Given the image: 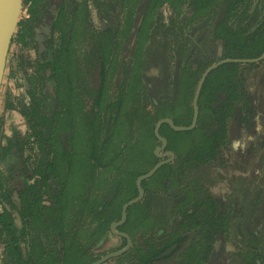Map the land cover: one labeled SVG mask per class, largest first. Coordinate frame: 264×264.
<instances>
[{
	"label": "flooded vegetation",
	"instance_id": "obj_1",
	"mask_svg": "<svg viewBox=\"0 0 264 264\" xmlns=\"http://www.w3.org/2000/svg\"><path fill=\"white\" fill-rule=\"evenodd\" d=\"M143 1L37 0L35 16L30 12L31 3L24 5V24L18 25L11 44L17 46L16 58H22L20 92L11 101L9 92L13 88H6L4 110L0 113V264H57L58 252L64 253L62 246L67 249L72 239L83 247L82 264H95L117 252L122 253L102 264H136L142 261V255L157 253L171 242L148 264H256L253 259L264 257L263 237L260 243L250 241L251 247H245L248 250L225 251L239 215L253 220L250 223L260 221L261 225L264 201L261 214L254 218V207L247 210L241 203L231 204L223 196L210 194L216 188L207 193L197 183L184 182L191 173L199 176L202 167L219 155H226L231 148L233 155L253 157L254 140H258L261 155L264 154V74L257 83L255 77L248 79L247 73L261 69L264 59L223 64L243 66L239 72L241 98L234 102L227 138L215 147L208 162L201 163L199 154H190L201 140L199 101L204 85L223 65L203 83L196 126L189 131H176L163 123L159 134L165 144L156 135L158 124L164 119H171L176 126L192 125L194 98L210 66L226 59H258L264 51L253 59L222 56L221 45L213 38L214 12L202 11L195 16L190 0H149L155 7L145 10L137 31ZM165 4L174 11L170 12L168 24L157 19L160 5ZM211 7L218 10L217 4ZM92 11L102 23L99 31L93 27ZM261 17L263 20L264 7ZM185 18H190L187 25L198 24L195 32L201 29L209 50L203 49L200 57L196 46L187 53L182 42L173 47L166 40L163 46L169 50V58L151 53L150 62L147 56L143 60L142 50L157 28L165 27V34L179 36L184 26L176 29L175 24L179 19L185 24ZM234 18L231 24L239 28ZM32 43L34 63H26L18 53L25 51L28 55ZM135 60L138 67L133 72ZM184 60L186 63H182ZM161 63L173 73L159 72ZM16 82L15 79L14 85ZM182 102L183 118L168 112ZM171 130L194 132L188 137L197 135L198 143L185 151L190 139L184 140L183 146L181 138L188 137L174 136ZM144 136L151 140V162L139 168L133 165L137 161L130 151ZM12 144L17 155H3V150ZM54 155H74L76 160L74 166L69 164V157L62 161L64 169L59 179L56 167H50ZM89 155H95L98 162L92 164L96 166L89 165ZM159 163L163 164L155 174L141 182L144 194L126 209L122 222L124 207L139 197L138 179ZM112 171L120 175L114 183L110 179ZM229 186L237 190L240 184ZM150 189L163 190L169 200L168 205L160 206L161 226L154 233L153 221L157 218L152 215V202L147 201ZM256 192L260 196V188ZM255 237L256 233H252L249 240H257ZM111 240L117 242L114 248H109ZM176 240L182 241L173 243Z\"/></svg>",
	"mask_w": 264,
	"mask_h": 264
},
{
	"label": "rangeland",
	"instance_id": "obj_2",
	"mask_svg": "<svg viewBox=\"0 0 264 264\" xmlns=\"http://www.w3.org/2000/svg\"><path fill=\"white\" fill-rule=\"evenodd\" d=\"M169 1V0H166ZM169 4V3H168ZM160 5L161 10H159L157 19L159 21H163V23L168 24L170 20V12L173 13L174 11H170L169 5ZM264 7V0H252V7L251 11L247 14L248 19L243 22L242 19V13H239L235 18L233 19L234 23L236 25L242 24H250L251 27L254 28L262 20V10ZM185 11V9L183 8ZM182 11V9H181ZM23 13L25 11L23 10ZM22 13V14H23ZM91 15L93 16L92 19H95L94 28L101 30L102 29V23L97 20L98 18L94 12L92 11ZM183 16V15H182ZM179 23L175 24V28L179 29L182 26H184V30L182 33H178L179 36L174 35V33H168L165 34V27H158L156 32L153 33L152 37L147 41L145 48L142 50L143 52V60L147 56L148 62H150L152 59H150L151 53L157 56H168L169 58V50L167 48H164L163 45H166V40L170 41V45L175 47V43L182 42L185 46V50L187 48V53H189L193 48H198V52L200 57H202V50L208 51V41L206 38H203V33L201 29L197 30L195 32L196 25H187L190 18H185L183 24V19ZM183 24V25H180ZM200 24V21H199ZM203 30V29H202ZM159 33V34H158ZM177 33V32H176ZM178 37V38H177ZM197 44V45H196ZM85 48V46H82ZM137 47H135L136 49ZM138 49V48H137ZM18 51L16 44L14 43L11 47V54L8 58V65L5 71V79H4V85L2 86V90L0 92V113L4 110V104H5V97H6V88H13L11 93L9 92V97H11V101L15 99L14 96L18 95L20 92L19 86H20V71H21V60L22 58L18 57L16 58V52ZM25 54H21L20 52L18 55H23V57L26 59V63H34V52H35V46L34 44H30L29 46V54L25 51H23ZM147 53V54H146ZM161 58V57H160ZM30 59V60H29ZM150 59V60H149ZM147 62V63H148ZM143 65L144 67L147 65ZM172 63L176 66L175 60H172ZM182 63H186L184 60ZM138 62L137 60L133 61V72L137 70ZM158 71L162 74L164 73H173V69H170L167 67L166 64L161 63L160 67L158 68ZM11 74V77L9 79L8 74ZM248 79L255 77V80L257 83L260 82V75L264 74V66L257 71H248ZM145 74V73H144ZM143 74V78H144ZM146 77H149L148 74L145 75ZM121 77V76H120ZM18 78V79H17ZM16 79V85H14V81ZM251 80V79H250ZM143 81V80H142ZM251 82V81H250ZM191 84V83H190ZM249 86V84H248ZM257 88V87H256ZM171 89V88H170ZM19 91V92H18ZM142 94H145V89L142 87ZM151 107V106H150ZM127 112H129V108L126 109ZM168 112L175 113L179 117L183 118L184 113V105L183 102L176 105L175 108H172L168 110ZM147 129H149V124L147 125ZM195 137L190 139L189 137L187 139L181 138L183 141V146L185 145V141H188L187 148L185 151L191 149L194 146V143H198L197 135H194ZM196 138V139H195ZM150 145L151 140L149 137H143V140L141 143H139L138 146H133L130 155H132L137 163H133L134 166L146 167L147 164L151 162L149 159L150 155ZM254 147H256V155L253 157H247V156H241V155H233V149L231 148L229 152L226 155H219V158H216L210 165H207L206 167H202L201 173L199 176L195 173H191L186 180L185 183H197L200 188L205 190L207 193L216 188V190L210 192V194L217 195V196H223L227 201H229L231 204L233 203H241L245 206V208L248 210L251 207L255 208V214L254 218L256 217V214L262 212L263 207V201H264V154L261 155L260 152V145L258 140H254ZM229 154V155H228ZM183 156V155H181ZM186 156V155H185ZM237 168V179L234 177V169ZM120 178V175H118L116 172H110V179H112V182ZM199 179H196L198 178ZM240 184L239 188L237 190H233L230 188L229 185H236ZM260 188V196H256L257 189ZM220 190H223L221 192ZM204 194V193H200ZM166 196L164 195L163 190L154 191L150 189V192L147 196V201H151L153 204V216L157 218V221H153V233L157 232V228L161 226L160 217V206L168 205L169 200L167 201ZM239 222L237 224H233V230L230 240L226 243V250L227 252H236V250L241 251L243 249L248 250V248H245L246 246L252 245L250 241H253L256 243L258 241L260 243L261 237L264 238V220H262L261 225L260 221L259 224L250 223L253 220H249V218L243 217L241 218V215H239ZM260 227H262V230H259ZM252 233H256L255 237L257 240H249ZM263 234V236H262ZM150 237V235L148 236ZM155 238L153 239V244L155 242ZM116 240H111V243L109 244V248H114L116 246ZM159 243V242H158ZM259 246V244H258ZM258 246H256L258 248ZM250 251V250H249ZM253 251H257V249H254ZM247 252V251H246ZM258 252V251H257ZM246 258V257H245ZM240 261H236L235 264H238ZM108 264H115L114 262H110Z\"/></svg>",
	"mask_w": 264,
	"mask_h": 264
},
{
	"label": "trees",
	"instance_id": "obj_3",
	"mask_svg": "<svg viewBox=\"0 0 264 264\" xmlns=\"http://www.w3.org/2000/svg\"><path fill=\"white\" fill-rule=\"evenodd\" d=\"M37 0H25L24 5L31 3L30 12L32 16H35V4ZM166 2V0H163ZM153 1L144 0L140 5V10L138 13L137 20V31L140 25L143 23L144 17L146 15L147 8L155 7ZM217 4V8L213 9L211 6ZM190 6L195 12V16L202 11H212L214 12V17L216 22L213 24V38L218 41L223 50V55L225 57H237L243 59H253L259 57L264 51V18L256 27L252 28L250 24H242L239 28H235L231 24V20L234 16L242 13L243 22H245L248 17L247 14L251 11L252 0H190ZM37 19V18H36ZM53 23L50 21L49 24ZM24 22L21 21L19 25H23ZM219 45V46H220ZM254 66V65H250ZM243 66L241 64H226L218 69H216L207 79L202 95L199 101L200 105V137L201 140L196 146V150L193 149L190 156L193 153L200 155L201 163L208 162L209 158L215 151V147L222 145L224 140L227 138V126L228 120L232 117V109L235 105V101H239L241 98L240 89L242 87V82L239 78V72ZM203 69H201L202 71ZM98 107H94V112L97 113ZM167 126V125H166ZM167 128H169L167 126ZM198 130V131H199ZM172 131V130H171ZM174 136L181 135L183 137H188L194 132L188 133H177L172 131ZM2 150V149H1ZM17 155L15 151V145H11L9 148L3 150V155ZM89 165L96 166L92 163H97L95 155H89ZM70 158V165H75L76 161L73 157L74 155H54L51 160L50 167L54 165L57 172V178H60V172L64 168H61L62 161L66 158ZM65 166V165H64ZM47 177V175L45 176ZM46 181V178H45ZM44 181V182H45ZM63 184V180L60 181ZM182 240H176L173 243H178ZM172 242L162 247L157 253H151L142 255V261L136 264H148L156 260V257L161 254L167 247H170ZM76 239H72L71 245L65 249L62 246L64 253L58 252L59 256H56L57 264L61 262L64 264H82V246ZM138 250V249H137ZM140 253V251H137ZM260 255V254H259ZM219 256V255H218ZM220 259V256H219ZM256 264H264V257L260 255L253 259Z\"/></svg>",
	"mask_w": 264,
	"mask_h": 264
},
{
	"label": "water",
	"instance_id": "obj_4",
	"mask_svg": "<svg viewBox=\"0 0 264 264\" xmlns=\"http://www.w3.org/2000/svg\"><path fill=\"white\" fill-rule=\"evenodd\" d=\"M23 9H24V0H0V90H1L2 82H3L5 71H6V65H7L10 47L12 44V40H13L16 32H17L18 25L21 21ZM262 59H264V53L261 57H259L258 59H254V60L226 59V60L220 61V62L210 66L205 71V73L203 74L202 79L200 81V84L198 86L195 98H194V119H193L192 125L189 127L176 126V125H174V123L171 119H164L158 124V127L156 129L157 137L164 144L166 143L165 139H163L159 134V127L163 123H168L176 131H189V130H192L196 126L197 120H198V115H199L198 99L200 96V92H201V89H202V86H203L205 79L214 69L218 68L219 66H221L225 63H231V62L253 63V62H259ZM162 164L163 163H159L149 173L145 174L144 176H142L138 179V187H139V191H140L139 197L130 201L124 207L122 222H124L126 219V209L130 205L137 203L142 198V196L144 194V190L141 187V182L144 179H147V178H150L151 176H153L155 174V172L162 166ZM113 227H115V225ZM128 242H129V246H130V240H128ZM121 253L122 252L110 254L109 256H106L105 258L101 259L100 261L96 262L95 264H102L106 260H108L109 258L116 256V255H120Z\"/></svg>",
	"mask_w": 264,
	"mask_h": 264
}]
</instances>
